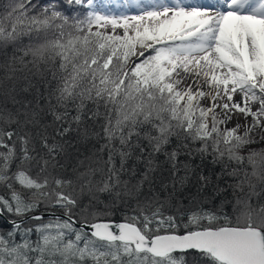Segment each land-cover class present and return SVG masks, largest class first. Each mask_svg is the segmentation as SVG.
<instances>
[{"label":"snow or ice","instance_id":"6c2138e0","mask_svg":"<svg viewBox=\"0 0 264 264\" xmlns=\"http://www.w3.org/2000/svg\"><path fill=\"white\" fill-rule=\"evenodd\" d=\"M134 6L0 15V264H264V0Z\"/></svg>","mask_w":264,"mask_h":264},{"label":"rangeland","instance_id":"374dc122","mask_svg":"<svg viewBox=\"0 0 264 264\" xmlns=\"http://www.w3.org/2000/svg\"><path fill=\"white\" fill-rule=\"evenodd\" d=\"M184 0L188 5H206V4H216L217 0ZM199 1V2H198ZM160 0H103L102 3L96 5L97 9L102 14L107 15H121L125 14L128 16L136 15L140 9L136 8L134 5L140 3L141 7H147L152 3H159ZM171 2V0H169ZM225 2V0H221Z\"/></svg>","mask_w":264,"mask_h":264},{"label":"trees","instance_id":"16d2710c","mask_svg":"<svg viewBox=\"0 0 264 264\" xmlns=\"http://www.w3.org/2000/svg\"><path fill=\"white\" fill-rule=\"evenodd\" d=\"M102 1L103 0H93L95 11L99 12L96 5L102 3ZM16 2L17 0H0V15L5 14L6 11L10 9V6L14 5ZM53 2H56V0H53ZM33 3L35 5H43V4H48L49 0H33ZM59 6L61 7V10L64 11L69 16H76L77 14L83 16L84 14H86L87 11L91 10L87 7V0H85L84 6H69L65 2V0H59Z\"/></svg>","mask_w":264,"mask_h":264},{"label":"bare ground","instance_id":"6f19581e","mask_svg":"<svg viewBox=\"0 0 264 264\" xmlns=\"http://www.w3.org/2000/svg\"><path fill=\"white\" fill-rule=\"evenodd\" d=\"M194 1H196V0H194ZM194 1H193V2H194ZM198 2H199V1H198Z\"/></svg>","mask_w":264,"mask_h":264}]
</instances>
